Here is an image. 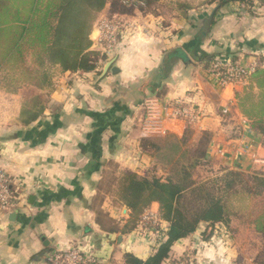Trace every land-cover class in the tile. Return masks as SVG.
Masks as SVG:
<instances>
[{"label":"crops","instance_id":"obj_1","mask_svg":"<svg viewBox=\"0 0 264 264\" xmlns=\"http://www.w3.org/2000/svg\"><path fill=\"white\" fill-rule=\"evenodd\" d=\"M253 1L250 9L239 3L221 9L202 5L187 19L173 13L165 24L155 12L124 15L131 25L115 54L98 73L57 70L52 87L43 92L47 109L31 126L16 122L26 92L0 89V168L27 186L18 208L0 216V264H47L49 251L72 244L91 249L102 264H124L125 254L151 257L157 248L146 235L111 232L129 218L128 209L109 195L115 179L127 172L146 176L162 165L142 148L144 139L189 133L187 145L193 147L209 132L207 160L215 174L207 178L264 171V127L254 126L239 109L236 94L243 87L221 89L206 63L207 57L229 56L246 64L264 62V2ZM102 16H109V7L98 20ZM97 37L94 25L92 50H102ZM148 98L158 100L166 134L144 133ZM177 102L193 108L197 120L166 118ZM206 230L202 224L176 242L170 260L193 250L194 264H253L222 237L206 239Z\"/></svg>","mask_w":264,"mask_h":264},{"label":"trees","instance_id":"obj_2","mask_svg":"<svg viewBox=\"0 0 264 264\" xmlns=\"http://www.w3.org/2000/svg\"><path fill=\"white\" fill-rule=\"evenodd\" d=\"M144 6H126L123 0H0V75L3 89L25 91L17 124L28 127L44 115L48 102L43 92L53 84L57 70L64 73H98L108 57L102 50H92L91 34L100 13L109 7L115 14L153 13L161 0H141ZM239 3L252 8L253 0H203L202 5L218 9ZM179 18L187 19L192 4H177ZM214 57H207L209 67ZM242 114L254 126L264 127V62L236 94ZM189 133L182 138L170 136L162 141L142 140V148L170 172L166 179L123 173L114 181L117 203L129 211V218L111 232H135L143 213L159 204L162 221L168 224L164 240L147 260L125 254L124 264H164L174 244L194 234L204 224L214 231L223 224L231 235L232 219L249 201L264 197V171L253 175L227 171L223 175L197 180V169L207 160L212 136L205 132L199 143L188 147ZM240 203V204H239ZM242 205V206H241ZM232 209L235 211L233 212ZM253 220L257 235L264 238V209ZM206 230V232H207ZM205 235V234H204ZM52 252L49 251L48 254ZM264 252L255 264H264ZM186 260V259H185Z\"/></svg>","mask_w":264,"mask_h":264},{"label":"built area","instance_id":"obj_3","mask_svg":"<svg viewBox=\"0 0 264 264\" xmlns=\"http://www.w3.org/2000/svg\"><path fill=\"white\" fill-rule=\"evenodd\" d=\"M123 3L126 6H144L141 0H123ZM123 16L119 14L111 17L102 16L95 24V31L98 36L96 41L101 46L103 53L108 57V60L115 54L116 48L120 45L121 37L125 33L124 31L131 25L122 20ZM257 67V61L246 64L231 56L218 57L211 61L208 72L209 78L221 89H234L243 87L256 72ZM144 104L146 109V118L143 123L144 133L146 135L166 134V130L162 128L161 124L162 117L158 100L148 98ZM164 110L168 112V109L165 108ZM165 117L168 119L188 120L190 122H194L198 118L193 108L182 105L179 102L171 108L169 113L165 114ZM25 189H27L26 185H18L15 178L0 168V216L11 214L18 208L19 202L25 197ZM164 224L160 213L149 208L143 213L136 231L139 234L146 235L151 247L156 249L159 243L164 240L168 231ZM207 231L210 230L208 229ZM204 232L206 234V231ZM214 235L222 237L225 244L231 246L232 235L228 233L223 224L216 227ZM182 258V260L179 258L170 260L169 258L165 261V264H194L191 256L188 257L189 261L185 260L186 256ZM47 264H102V260L91 249L85 251L82 245L72 244L63 249H52V252L47 256Z\"/></svg>","mask_w":264,"mask_h":264},{"label":"rangeland","instance_id":"obj_4","mask_svg":"<svg viewBox=\"0 0 264 264\" xmlns=\"http://www.w3.org/2000/svg\"><path fill=\"white\" fill-rule=\"evenodd\" d=\"M179 2L189 3L192 4L194 8H199L202 6L203 0H161L156 6H154V17H161L160 22L166 23L172 20L170 17L173 13L178 14V8L177 4ZM153 14V13H152ZM148 15H142L140 16H149ZM181 19V18H178ZM169 20V21H168ZM108 61V59H107ZM5 87L4 86V75H0V89ZM214 166L211 163H204L197 169V180H205L209 175L215 174L212 173V168ZM170 170L169 168H166L161 165L157 170L153 169L152 171H149L147 176H156L161 179H166L168 176ZM250 175V174H248ZM253 175V174H252ZM112 183V179L107 178L106 179V186H110L109 184ZM110 197H112L115 201L116 199L112 194H109ZM117 202V201H116ZM240 204V203H239ZM249 208L248 210L241 209L238 211V215L232 219L231 228L233 231V235L231 237V248L230 250L235 251L237 248L241 253L243 254V260H251L253 264L256 263L257 257L264 252V238L260 237L256 234L253 226V220L256 218L255 216L260 214L261 211L264 209V197H256L249 201ZM242 206V205H241ZM124 207V206H123ZM126 208V207H125ZM127 209V208H126ZM234 212L235 210L232 209ZM121 216V214H119ZM123 217H125L123 215ZM206 233H209L210 235H206V239L210 237L211 235H214V231H207ZM204 238V237H203ZM217 238H220V236H217ZM193 250L190 252H185V255L178 257L180 260L184 259L182 257L186 256V261H189L190 253H192ZM48 256V255H47ZM46 256V257H47ZM192 257V256H191ZM182 258V259H181ZM193 258V257H192ZM196 260V258H194ZM261 260H264V257L261 258ZM184 261V262H186Z\"/></svg>","mask_w":264,"mask_h":264},{"label":"water","instance_id":"obj_5","mask_svg":"<svg viewBox=\"0 0 264 264\" xmlns=\"http://www.w3.org/2000/svg\"><path fill=\"white\" fill-rule=\"evenodd\" d=\"M264 2V0H261ZM212 20H213V17H210L209 19H207L205 22H204V32L208 31L209 30V27L211 26V23H212ZM110 66V64L108 65V67Z\"/></svg>","mask_w":264,"mask_h":264}]
</instances>
